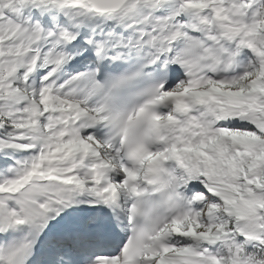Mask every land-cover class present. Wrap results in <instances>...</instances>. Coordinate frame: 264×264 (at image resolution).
Masks as SVG:
<instances>
[{"label": "snow or ice", "instance_id": "obj_1", "mask_svg": "<svg viewBox=\"0 0 264 264\" xmlns=\"http://www.w3.org/2000/svg\"><path fill=\"white\" fill-rule=\"evenodd\" d=\"M0 264H264V0H0Z\"/></svg>", "mask_w": 264, "mask_h": 264}]
</instances>
